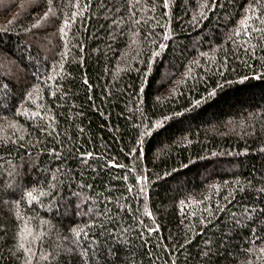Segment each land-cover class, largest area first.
Segmentation results:
<instances>
[{
    "label": "trees",
    "instance_id": "trees-1",
    "mask_svg": "<svg viewBox=\"0 0 264 264\" xmlns=\"http://www.w3.org/2000/svg\"><path fill=\"white\" fill-rule=\"evenodd\" d=\"M0 264H264V0H0Z\"/></svg>",
    "mask_w": 264,
    "mask_h": 264
},
{
    "label": "rangeland",
    "instance_id": "rangeland-1",
    "mask_svg": "<svg viewBox=\"0 0 264 264\" xmlns=\"http://www.w3.org/2000/svg\"><path fill=\"white\" fill-rule=\"evenodd\" d=\"M9 90L5 87H3L1 90H0V108L5 106L7 107L8 105V102H7V97H8V92Z\"/></svg>",
    "mask_w": 264,
    "mask_h": 264
}]
</instances>
